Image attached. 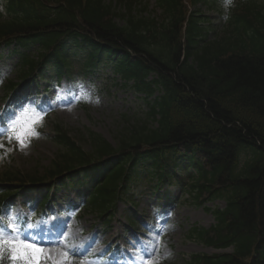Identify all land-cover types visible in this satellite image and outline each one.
I'll return each mask as SVG.
<instances>
[{
  "label": "trees",
  "instance_id": "trees-1",
  "mask_svg": "<svg viewBox=\"0 0 264 264\" xmlns=\"http://www.w3.org/2000/svg\"><path fill=\"white\" fill-rule=\"evenodd\" d=\"M210 1L188 0L191 12L186 0H0V43H16L22 79L59 81L77 60L109 68L148 108L122 117L113 144L57 123L47 177L103 172L88 198L102 215L144 178L188 182L185 202L215 224L187 238L220 253L183 264H264V0H238L229 14ZM216 201L224 209L205 207Z\"/></svg>",
  "mask_w": 264,
  "mask_h": 264
},
{
  "label": "rangeland",
  "instance_id": "rangeland-1",
  "mask_svg": "<svg viewBox=\"0 0 264 264\" xmlns=\"http://www.w3.org/2000/svg\"><path fill=\"white\" fill-rule=\"evenodd\" d=\"M110 1V0H108ZM192 12L194 8L188 6ZM204 15H209L211 22L218 20L215 11H208L205 7L198 5ZM150 9H154L151 2ZM0 55V118L10 121L21 116L25 109L34 108L37 112H47L42 125L36 127L38 137L32 138L28 147L20 149L15 140L9 141L7 135H0V182H6L7 174H18L22 181L29 178L45 180L53 161L58 154V146L51 141L52 125L58 123L69 131L74 137L83 138L86 130H91L101 135L110 143H114V135L122 124V116L132 115L142 117L145 112L143 102L132 93L116 87L114 82L108 80L109 71L96 73L90 82V78L82 80L79 78L76 84L69 85L63 82L58 90L52 91L45 96L41 85V94L36 97V90H28L17 96L12 102L6 104L4 96V85L10 81L16 72L15 57L10 59L8 51H1ZM2 57V58H1ZM15 63V64H14ZM75 71L79 70V62L73 65ZM75 86V87H74ZM37 107V108H36ZM144 117V116H143ZM133 118V117H132ZM3 129V128H2ZM81 144H84L80 141ZM49 179L43 183H49ZM140 189L135 194L134 201L137 208H132L124 203L119 205V214L114 220L111 228H102L95 218L87 213L81 214H59L57 206L52 210H46L45 214L52 213L46 219H37L32 223L34 228L24 232L25 236H31L34 242L44 243L45 246L52 245L50 241L63 239L69 247L83 245L87 250L84 257H76L74 264H80L83 258L87 261H99L97 256L105 257L107 260L102 264H141L137 259V253L149 261V264H182L184 259L194 254L214 255L219 251L206 248L195 242L189 241L187 232L194 226L209 228L214 224L211 214L203 209H197L180 202V195L174 190L169 191L170 204L164 209L156 207V200L149 196H142ZM78 192L66 191V188L58 191V200L67 196L71 205H77ZM46 194L44 191H30L12 200L11 209L4 211V216L10 214L15 217H29L38 209L39 197ZM171 195V197H170ZM34 201L31 207L25 203ZM163 201L161 202V204ZM208 207L223 208L224 203H209ZM137 216L142 224L137 226L138 230L128 227L127 215ZM61 223V228L53 223ZM46 227H50V233ZM113 228V230H111ZM132 230V231H129ZM119 234V238L112 244L113 238ZM44 236V237H43ZM159 239V245L156 239ZM117 245L119 251H116ZM54 254L61 251L60 248L52 249ZM125 252H129L127 255ZM151 253V255H149ZM6 260L0 261L5 264ZM11 264V263H10Z\"/></svg>",
  "mask_w": 264,
  "mask_h": 264
},
{
  "label": "snow or ice",
  "instance_id": "snow-or-ice-1",
  "mask_svg": "<svg viewBox=\"0 0 264 264\" xmlns=\"http://www.w3.org/2000/svg\"><path fill=\"white\" fill-rule=\"evenodd\" d=\"M46 114V111L37 112L34 108L25 109L21 116L10 120L7 129H0V135H7L10 142L15 140L20 149L26 148L32 138L38 137L39 133L35 129L42 125ZM3 146V143H0V148ZM7 219L8 223L5 225L2 222L3 218L0 217V261L8 259L11 264H74L76 257L87 255L83 245L69 247L63 239L50 246L36 243L31 236H25L20 232V225L16 222L15 216H8ZM25 226L29 231L34 228L33 224L27 222ZM159 243L157 238L156 244ZM53 248H60L61 251L54 254ZM137 259L141 264H149V261L138 253ZM80 264H102V262H86L82 258Z\"/></svg>",
  "mask_w": 264,
  "mask_h": 264
},
{
  "label": "bare ground",
  "instance_id": "bare-ground-1",
  "mask_svg": "<svg viewBox=\"0 0 264 264\" xmlns=\"http://www.w3.org/2000/svg\"><path fill=\"white\" fill-rule=\"evenodd\" d=\"M118 238H119V234L113 238L112 244H115V242L117 241ZM125 253L127 255L129 254V252H125Z\"/></svg>",
  "mask_w": 264,
  "mask_h": 264
}]
</instances>
